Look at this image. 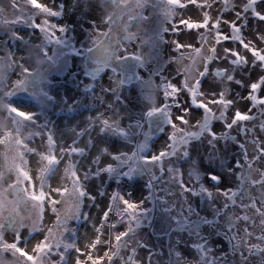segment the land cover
Instances as JSON below:
<instances>
[{
    "label": "rangeland",
    "instance_id": "rangeland-1",
    "mask_svg": "<svg viewBox=\"0 0 264 264\" xmlns=\"http://www.w3.org/2000/svg\"><path fill=\"white\" fill-rule=\"evenodd\" d=\"M245 4L246 0H239L235 11L242 12ZM173 7L171 0H40L39 4L37 0H0V198L18 204L16 212L0 214V264H61V260L63 264H73L77 248L85 254L78 259V264H85L89 249L97 243L99 248L91 255L109 249L116 251L112 264H127L123 256H128L126 251L141 238L137 229L157 223L154 220L164 214L158 213L162 206L156 196L163 195L167 202L181 194L184 199L189 193L193 200L194 187L180 186L181 181L187 185V178L172 182L176 171L182 173L181 177L188 176L190 184L196 181L201 188L208 189L205 191L219 186L217 177L213 179L207 172L195 168V150L210 126L225 128L229 137L233 133L229 125L264 127V105L255 100L248 102L257 104L258 109L253 114H245L249 124L243 121L234 124L235 112L227 113L228 110L221 114L222 122L216 120L215 107L209 106L208 100L223 98L230 86L234 89L231 92L239 97L246 90L231 83L227 91L217 88L207 98L205 91L197 86L198 81L201 84L205 79L200 73L208 57L213 55L211 48L222 39L216 36L215 29L193 33V47L179 49L174 44L172 52L167 54L165 36L172 23ZM228 7L232 8L230 2ZM255 7L264 13V0H258ZM232 19L241 28L246 19L256 22L250 12L240 18L234 15ZM59 28L64 31H56ZM100 46H120L121 54L141 60L136 84L122 87L112 72L91 80L83 76L84 53ZM169 84L179 90L169 88ZM198 103L207 104V111L194 106ZM11 107L29 114L23 117L18 133L7 117ZM247 108L250 110L248 105ZM149 113L165 114L176 127L168 124L161 135L144 140L147 126L143 127L142 122ZM177 115H184L187 123L176 122ZM164 134L175 139L162 138ZM206 140L209 146L212 139ZM170 145L175 146L174 153ZM160 151L168 152L161 162L145 159ZM173 160L178 161L179 168L168 170ZM217 161V168L230 166L223 157ZM109 165L110 169H104ZM241 169H246V165L239 164L235 171L239 173ZM256 170L253 169L254 174ZM28 173L31 174L28 192H32L33 183L36 191L42 188L48 196L43 204L27 198L23 191L13 196L9 187L13 179L18 182L16 187L23 189ZM123 200L137 204V209L128 212ZM199 209L194 212L197 219L203 215ZM106 211L111 215L101 220ZM171 211L174 226L181 229L180 222L186 219L183 214L190 212V208L181 207L178 214L174 209ZM166 212L164 216L170 213ZM162 221L159 224L167 228ZM222 225V232H227L225 222ZM121 232L128 234L116 241L115 236ZM220 232L216 239L211 236L212 241L223 239ZM41 234L52 245L50 250L38 245ZM143 236L149 244L155 240L151 235ZM17 237L21 248L31 254L30 260L17 251L8 256L4 254L12 247L8 242ZM231 245L225 241L223 246L216 244L222 254L212 253L205 264H241L233 256L235 250L227 253ZM190 249L186 247L181 253L186 263L197 254L193 250L187 253ZM174 253L179 254L180 249ZM136 259L135 264H142Z\"/></svg>",
    "mask_w": 264,
    "mask_h": 264
},
{
    "label": "bare ground",
    "instance_id": "bare-ground-1",
    "mask_svg": "<svg viewBox=\"0 0 264 264\" xmlns=\"http://www.w3.org/2000/svg\"><path fill=\"white\" fill-rule=\"evenodd\" d=\"M171 1L174 5L173 17L171 21L172 23L168 26L169 31L165 36L166 45L164 48L167 54L172 52L174 41H179L187 47V45H192L194 42L193 33L199 32L202 29H209V27H204L203 24L196 23L201 20L204 21V24L208 23L207 16L204 15L205 12H207L213 20L216 19V16L220 11L223 12L224 18L226 19H232L235 15V12L231 9H229V11L222 10L223 3L216 2V0H200V3L197 5H192V0ZM229 2L236 10L239 5V0H229ZM186 5L188 6L187 8L185 7ZM182 19L192 21L195 25V29L199 30L189 32L186 29H181L179 33L174 32L173 28L175 27L176 21ZM255 21L256 22L253 23H250V21L248 22L247 19L243 21L242 31L244 35L236 30L235 34L233 29V40L243 39L244 42L249 45L250 52L253 48L264 51V27H262L264 23L258 20ZM258 35L260 36V39L257 38ZM100 47L101 48L98 47V49L103 52L100 54H91L88 59L85 58L88 50L84 53L82 58V71L84 64L86 71L95 76L89 74L88 77H86L84 72L83 76L86 79L91 80L104 73H110L111 71L106 69L100 71L97 70L99 66H106L108 64V67L110 66L113 68V74H115L116 71L115 76L118 77L120 81L119 83L122 87H131L136 84L140 77V69L142 67L141 60L134 55L121 54L120 49H118L120 46H118V48L108 46ZM223 47H229L240 51L242 57L244 55L248 57L247 64H244L243 60L233 63V58L223 53ZM90 49H94V47ZM101 54L108 57H99ZM117 56H119L120 59H117ZM217 56L219 59L212 62L209 72L205 75L204 81L199 85V88H202V90L205 91V96L208 98L210 95L209 92L218 90L217 88H221L222 90L226 89L227 91V88L231 83L237 84L238 87L244 88L246 91L244 95L241 92L239 97L238 94H235L236 92H231V90L234 89L230 88V86L228 90L230 92L227 91L223 98L209 99V106L215 107L216 120L222 119L221 114L224 115V112L227 110V113H234L237 111L248 115L255 113V111L258 110L256 108L257 104L253 103V105H250L248 102L253 100L250 97L255 95L264 98V69H262L256 62L260 58L258 53L256 54L255 59H253L250 53H246L243 48H239L237 44L230 42L227 45H223L221 49H218ZM115 68L116 70H114ZM133 70L134 72L132 74L131 72ZM217 72H219V74H217ZM130 73L134 76H130ZM229 77H231V79H229ZM122 79L126 86L121 83ZM181 83V86L183 87L182 91H184L185 81L183 80ZM252 84L258 86L255 93L251 91ZM217 99L229 100L231 101V104L225 108L224 104L210 103V101ZM242 99H244V101H242ZM247 105L250 107V110H247ZM223 119L225 124L227 118L225 119L224 117ZM222 121L220 120V122ZM243 122L249 124V121L245 120ZM191 123L192 121L190 124ZM168 124L169 118L165 114L156 113L149 115L145 122H142L143 127L147 126L146 132L144 133V140L152 139L150 133H153V138L156 137L157 134L161 135ZM218 127L219 125L216 128L215 125L210 126L205 139H202L203 141L201 140L199 142L198 147L195 150V158L197 160L195 168L199 171L202 170V172H207L206 174L211 175L212 177H217L215 180H217V185L219 186L215 189H209L210 191H205L208 189L201 188V184H198L196 181L190 184V182H188L189 177L186 176V173L183 172L186 177H181L182 173L179 171L180 176H178L179 172L176 171L175 173H177V176L175 174V178H173L172 182L175 183L177 181L179 183L182 178H187L186 187L188 186V189H191L190 186H192L194 187L193 190H195L191 193L193 200H190L189 193L186 194L184 199H182L183 194H181L178 195L176 199H173V197L172 199L169 198L168 201H172L170 203L171 205L167 207L169 203L163 199V195L160 197L156 196V199L162 208H165L164 211H161L162 208H159L158 213L160 215L163 213L166 214V211H170V213L165 216L163 214L162 218L159 220H154V222L157 223H151L150 225L137 229V233H139L141 238L135 241L136 244L133 245L134 247H130V249L126 251L128 256H123L125 257V262H127V264H135L134 260L136 258H138V261L142 264H205L207 257L212 255V253H215L216 256L222 254L215 245H218L219 243L223 246L224 241L225 243L234 246L235 249H233V246L231 245V248L227 249V253L229 250H235L233 256L237 258V262L241 264H264V252L259 251V248H264V239H261V237H264V218L257 216L253 209L249 207L252 202H256L258 206H264V183H261V181H264V155L261 154V150H264V133L262 132L264 127L261 124L256 128L248 126H231L232 129H234H230L233 132L231 135L232 137H229L225 128L222 127L219 129ZM182 129L185 128L183 127ZM148 133L149 137L147 135ZM233 134H235V137H233ZM163 136L164 137L162 138L170 137L167 134H164ZM206 138L212 139L209 146ZM243 138L246 139L244 140ZM237 141H240V143H237ZM201 142L203 143V146L200 144ZM226 144L227 146H225ZM244 147H246V149H243ZM242 150L244 151L242 152ZM218 157L225 158V160L230 163V166L224 168L220 166L217 168L219 166V162L217 161ZM176 162L178 161L173 160L168 165L167 169L173 170L170 168H176ZM239 164L246 165V169H241V171L237 173L235 170L236 166ZM177 168H179V166ZM253 169H257L255 174ZM225 189L227 190L225 191ZM156 193L159 194L157 191ZM180 193H182L181 190ZM196 193H198L197 203H195L194 200L197 197ZM198 205L201 206V209H199V207L197 208ZM176 207L178 210L181 207L190 208V212L183 214L186 219L180 222L181 226H179L181 229H176L172 218L173 214L171 210L174 209L175 212H177L176 214L179 213L178 210H176ZM196 209H199L203 214L201 219L198 218L199 220L196 218L197 213H194ZM162 219L166 222L165 224L167 225V228L159 224V222H163ZM222 224L226 226L227 232H222L224 229V227L220 228ZM218 229L219 231L221 230L220 235H223V239L221 238L219 241H212L211 236L212 238L215 237L214 239L219 237ZM144 234L148 236L151 235V238H154L155 240H152L149 244L147 238H144ZM63 239H67L66 233L65 237L63 236ZM58 242L65 246V243L62 241ZM252 245L257 246V248L250 251L249 247ZM183 247L191 248L187 251L189 254L192 250L197 251V254L190 258V262L186 263V261H183L184 256L181 255V253H184L183 249L185 248ZM202 247L203 249H200ZM176 249H180L179 254L174 253ZM198 250L201 251L200 254H198ZM138 255L141 257H138ZM120 256V254H117L118 258H120ZM131 256L134 257L131 258ZM114 264H116V262Z\"/></svg>",
    "mask_w": 264,
    "mask_h": 264
},
{
    "label": "snow or ice",
    "instance_id": "snow-or-ice-1",
    "mask_svg": "<svg viewBox=\"0 0 264 264\" xmlns=\"http://www.w3.org/2000/svg\"><path fill=\"white\" fill-rule=\"evenodd\" d=\"M216 2L223 3V9L222 10H228L229 9V7H228L229 0H216ZM37 3L39 4L40 0H37ZM199 3H200V0H192V5H197ZM257 3H258V0H246V4L244 5L242 12L235 11L234 6L231 8V10H233L235 12V16L237 18H240L243 13L250 12L251 15L256 20L264 21V13H261V12L256 10L255 6L257 5ZM41 6H44V5H41ZM185 7L187 8L188 6L186 5ZM205 7H207V6H205ZM204 15L207 16L208 23L204 24L203 20L198 21L196 23L203 24L204 27H209V28L215 29L216 36L222 37V39H218L216 41L215 47L211 48V52L213 55L208 57V60L205 63L204 70L200 73V75L202 77L207 75L212 62L216 59H219V57L217 56L218 49H221V47L223 45H226L230 42H234L235 44H237L239 46V48H243L246 53H250V55L253 59H255V56L258 53L260 58L256 62L260 65V67L262 69H264V51L253 48V49H251V52H250L249 45L247 43H245L243 39H240V40H233L232 39V30L233 29H235L236 31H238L242 35H244L242 28H241L240 24L237 22V20L224 18L222 11L218 12L215 20H213L212 17L210 15H208L207 12H205ZM181 29H186L189 32H191L193 30H199V29H195V25L192 23V21L187 20V19H182V20L176 21L175 27L173 28V31L176 33H179L181 31ZM56 31L63 32L64 29L59 28V29H56ZM257 38L260 39V36L258 35ZM174 44H175V46H178L180 49H183L185 47V45L179 41H174ZM187 47L191 48V47H193V45H187ZM222 50H223L224 54L233 58V60H232L233 63H237V61L243 60L244 64H247L248 57L245 55L242 57L240 51L235 50L233 48H229V47H223ZM117 59H120V57L117 56ZM25 72H27L26 69H25ZM217 74H219V72H217ZM229 79H231V77H229ZM199 85H200V82L198 81L197 86H199ZM257 87L258 86L256 84H252L251 85V91L253 93H255L257 90ZM169 88L176 90V91L179 90L178 87L174 84H169ZM250 98L255 100V102H258V104L264 105V98H261L258 96H252ZM210 103H212V104H217V103L224 104L225 108H227L231 104V101L224 100V99H217V100L210 101ZM194 106H196L197 108H200V109H204L205 111H207V109H208V105L204 104V103H198ZM11 111L14 114H18L22 117H27L29 115L28 113L23 112V111H19L18 109L14 108V107H11ZM149 115H151V113H149ZM247 119H249V117L247 115L241 113L240 111H237L234 114L233 123H236L238 121H245ZM175 121L179 122L181 124L187 123V121L184 118V115H177L175 117ZM169 125L173 128L176 127V123L173 122L171 119L169 120ZM229 127H231V125H229ZM210 134H212V133H210ZM170 139L174 140L175 137H170ZM170 148H171L172 152L174 153L175 152V146L170 145ZM69 150H71V149H69ZM261 154L264 155V150H261ZM167 155H168V152L160 151L157 154L152 155L150 157H147L145 159L148 161L161 162ZM110 168H111V166L109 165V166H106L104 169H110ZM212 178L215 179V177H212ZM30 179H31V174L28 173L27 179L24 180L25 187L23 189H18L16 187L18 182L15 179H13L12 184L9 186L13 190V196L16 197V193L18 191H23L25 193V195L27 196V198H29L33 201H38L41 204H43V202L48 199V196L45 195L42 188L39 191H36L34 183L32 184V192H28L27 185H28V182L30 181ZM261 183H264V181H261ZM180 186L182 188L186 187L182 181H181ZM17 199H18V197H17ZM53 200H54V198H53ZM123 206L127 209L128 212H134L138 207L137 204L129 202L127 200H123ZM249 207H251L253 209V211L256 213L257 216L264 218V206H258L256 204V202H252V204L249 205ZM17 210H18V204H12L11 202L7 201L6 198H0V214H2L5 211L14 213ZM109 215H111V213L106 211L105 215H103L101 217V220H107ZM125 215H127V213H125ZM59 230L60 229L58 226L57 231H59ZM127 234H128L127 232H121L118 235H116L114 239L116 241H120ZM32 235H36V233H33ZM29 239H31V236H29ZM261 239H264V237H261ZM8 243L12 247L9 250H6L4 252V254L6 256L11 255L13 251H17L22 257H26L29 260L31 259V254H29L26 250L21 248V240L19 237H17L13 241H9ZM38 245H43L46 250H50L52 247V245L49 243V241L45 238V236L43 234L40 235ZM99 245L100 244L97 243L94 246V248L89 249V256L86 259L85 264H112V261L116 258V251H109V249H105L102 252L100 251L99 255H95V256L91 255V253L94 250H98ZM59 247H60V245H57V248H59ZM256 248H257V246L252 245L249 247V250L252 251V250H255ZM259 251L264 252V248H259ZM75 252H76V259H74L73 264H78V259L80 257L84 256L85 254L79 248L75 249ZM58 255H64V253H58ZM61 264H63V260H61Z\"/></svg>",
    "mask_w": 264,
    "mask_h": 264
},
{
    "label": "water",
    "instance_id": "water-1",
    "mask_svg": "<svg viewBox=\"0 0 264 264\" xmlns=\"http://www.w3.org/2000/svg\"><path fill=\"white\" fill-rule=\"evenodd\" d=\"M107 50V49H106ZM105 51V50H104ZM103 51L102 50H99V49H90V50H88L87 52H86V55H85V58L86 59H88L90 56L89 55H91V54H97V53H102ZM99 57H102V58H107L108 56H104V55H100ZM133 58V57H132ZM106 62H108V61H106ZM105 62V63H106ZM101 63V62H100ZM86 66V65H85ZM96 69H97V66H96ZM102 69H106V70H109V71H113V68H111L110 66L108 67V64L106 65V66H99L98 67V71H100V70H102ZM135 69V68H134ZM137 69V68H136ZM114 70H116V68L114 69ZM83 72H84V74H85V76L86 77H88V75L89 74H91V75H93V76H95L94 74H92V73H90V72H87L86 71V69H85V67H84V64H83ZM133 72H134V70L131 72L132 74H133ZM130 73V76H134V75H132ZM115 74H116V71H115ZM136 75V74H135ZM127 79H128V76H127ZM121 83L124 85V86H126L125 84H124V82H123V79L121 80ZM7 117L11 120V122H12V126H13V128H14V130L18 133L19 131H20V129H21V127H22V124H23V117L22 116H20V115H18V114H14L12 111H11V109L10 110H8L7 111ZM148 135V137H149V133L147 134ZM150 136L151 137H153V133H150Z\"/></svg>",
    "mask_w": 264,
    "mask_h": 264
},
{
    "label": "trees",
    "instance_id": "trees-1",
    "mask_svg": "<svg viewBox=\"0 0 264 264\" xmlns=\"http://www.w3.org/2000/svg\"><path fill=\"white\" fill-rule=\"evenodd\" d=\"M4 24H5V22H4Z\"/></svg>",
    "mask_w": 264,
    "mask_h": 264
}]
</instances>
